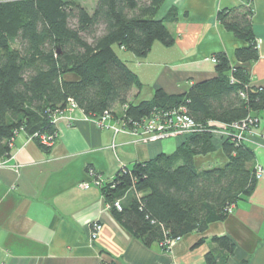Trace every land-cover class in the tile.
I'll return each mask as SVG.
<instances>
[{"label": "trees", "instance_id": "1", "mask_svg": "<svg viewBox=\"0 0 264 264\" xmlns=\"http://www.w3.org/2000/svg\"><path fill=\"white\" fill-rule=\"evenodd\" d=\"M163 1L97 0L89 13L73 0H0V159L10 155L20 132L47 153L51 145L42 144L40 137L55 141L52 117L65 110L68 100L87 118L108 112L130 129L152 114L183 108L197 128L174 152L123 167L101 187L110 213L124 230L146 247L159 244L168 250L166 241L203 233L252 195L259 180L253 150L231 135L215 138L208 122L231 124L250 117L257 126L264 88L251 85L244 67L258 58L252 2L247 0L216 14L217 22L243 43L234 50L236 67L218 52L213 55V78L177 95L156 89L150 100L130 102L131 92L141 84L113 47L143 58L154 42L172 45L167 25L176 20V9L159 18ZM69 75L76 79H65ZM117 106L123 108L121 115L113 112ZM217 146L226 161L197 168L194 158ZM210 243L215 251L204 255L205 264H224L235 248L227 236H214Z\"/></svg>", "mask_w": 264, "mask_h": 264}, {"label": "crops", "instance_id": "2", "mask_svg": "<svg viewBox=\"0 0 264 264\" xmlns=\"http://www.w3.org/2000/svg\"><path fill=\"white\" fill-rule=\"evenodd\" d=\"M246 1L164 0L159 18L176 9V20L167 25L172 45L154 42L143 58L113 47L141 84L139 91L131 92L130 102L150 100L156 89L177 95L213 78L215 65L210 59L218 52L236 67L234 50L243 43L217 22L216 14ZM251 7L258 58L244 67L251 85L264 88V0H253ZM113 112L121 115L123 108L117 106ZM257 119V127L244 137L254 152L255 166L262 169L252 195L233 205L223 222L183 236L169 250L159 244L146 247L124 230L110 213L101 187L123 167L171 154L181 137L157 140L115 134L80 111L64 112L57 120L56 138L47 153L20 132L10 155L1 159L5 163L0 166V264H205L204 255L215 251L210 243L214 236H227L234 243L224 264H264V110ZM225 161L219 147L194 158L199 169ZM87 169L97 177L89 176ZM94 225L99 230L91 240Z\"/></svg>", "mask_w": 264, "mask_h": 264}, {"label": "built area", "instance_id": "3", "mask_svg": "<svg viewBox=\"0 0 264 264\" xmlns=\"http://www.w3.org/2000/svg\"><path fill=\"white\" fill-rule=\"evenodd\" d=\"M251 2L253 0H250ZM213 63L215 62L213 58L210 59ZM71 111H80L72 100H68L66 108L64 111L56 113L52 117V123L55 124L57 120L63 116L64 112ZM97 126L102 129H110L115 134L119 133H128L133 136L142 137L150 136L153 139H163L167 137H186L193 133L197 126L193 121L185 114L183 108H178L166 113H155L152 114L149 118L144 119L140 125L135 126L134 128H125L124 123L121 121L114 120L113 116L105 112L99 117L93 119ZM111 123H113L111 125ZM256 122L250 117H246L243 120L233 122L231 124H223L219 122L210 121L208 122V127L211 128V134L215 138H227L228 136H234L237 140L243 141L247 133L251 131L252 128L256 127ZM35 134L33 137H36ZM40 140L44 145H52L53 137L41 136ZM5 162L0 159V166H3ZM89 176L93 178L95 173L92 170L88 172ZM262 176V170L260 167H256V178L260 179ZM96 185L101 183L98 180H95ZM84 188H87L88 185H83ZM114 207L117 210H120V205L118 202L114 203ZM231 213V209L228 210V214ZM99 230V225L93 226V233L90 235L91 240L96 237V233ZM180 240V239H178ZM176 241H166L163 246L171 248V246L177 242Z\"/></svg>", "mask_w": 264, "mask_h": 264}, {"label": "rangeland", "instance_id": "4", "mask_svg": "<svg viewBox=\"0 0 264 264\" xmlns=\"http://www.w3.org/2000/svg\"><path fill=\"white\" fill-rule=\"evenodd\" d=\"M75 2H77L78 4H81L84 8H86V10L89 11V13H91V11L94 9L96 1L97 0H73ZM257 127V126H256ZM254 127V128H256ZM252 128V129H254ZM251 129V131H252ZM251 131L249 133H251ZM248 134V133H247ZM217 139H222V138H217ZM219 147V146H217ZM259 167V166H258ZM262 170V169H261ZM262 177V176H261Z\"/></svg>", "mask_w": 264, "mask_h": 264}]
</instances>
